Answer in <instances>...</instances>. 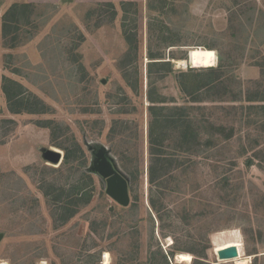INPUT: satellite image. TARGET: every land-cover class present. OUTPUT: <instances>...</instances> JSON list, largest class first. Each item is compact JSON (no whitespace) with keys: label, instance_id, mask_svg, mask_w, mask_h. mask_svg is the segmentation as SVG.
<instances>
[{"label":"rangeland","instance_id":"rangeland-1","mask_svg":"<svg viewBox=\"0 0 264 264\" xmlns=\"http://www.w3.org/2000/svg\"><path fill=\"white\" fill-rule=\"evenodd\" d=\"M212 65L192 102L178 75ZM262 96L264 0H0V264H264ZM151 100L203 130L170 128L154 185Z\"/></svg>","mask_w":264,"mask_h":264},{"label":"trees","instance_id":"trees-1","mask_svg":"<svg viewBox=\"0 0 264 264\" xmlns=\"http://www.w3.org/2000/svg\"><path fill=\"white\" fill-rule=\"evenodd\" d=\"M16 7V6H15ZM13 7V8H15ZM8 36V35H7ZM128 39V38H127ZM163 64L162 66L172 68V65L170 62H161ZM220 68V67H219ZM219 68H216L215 66H211L210 68H191L188 72H182L177 77V82L179 84L180 90L183 94L191 97L194 101V103H197L196 100L198 99L197 96L201 94V92L205 88L212 87L213 84H209V82H205L202 80L203 74H215L219 72ZM197 69V70H196ZM223 77H221L218 82H222ZM216 81V82H217ZM211 83V82H210ZM215 84V83H214ZM7 95L9 94L8 91H6ZM22 95H9L8 100L11 101V108L14 111V107H12L13 99L18 98ZM255 100H249V102H254ZM153 104L159 103L158 105H154L150 107V128H149V143H150V155L152 157L151 165L149 167V179L150 184L154 185L155 178H154V164L155 161H157L158 156H164L162 154V149L166 146L167 143L170 142L171 134H170V128L171 127H181V133H180V140L182 144H186L188 142L198 145L201 143V139L203 138V130L200 129L197 122H194L196 120L195 116L193 115L195 110L201 109V107H193V106H184V107H166L163 105L165 101H154L151 100ZM257 102H264V96L260 97ZM264 108V107H263ZM254 109V108H252ZM171 111H175L176 113L173 115H170L169 113ZM172 124L180 125L175 126ZM157 148V150H156ZM81 149V148H80ZM78 152V151H76ZM193 154V153H192ZM72 155L68 149H65V157H64V165H69L71 163ZM181 171L182 177H185V179L188 181L189 175H185L186 169L180 167H176L174 169V172ZM179 177V176H178ZM187 177V178H186ZM87 198V194H84V199ZM151 206L156 209L155 203L151 200ZM176 250H173L172 252L168 254H163L162 252V260L165 264H170L171 260L174 259L176 255ZM195 264H199V262L195 261Z\"/></svg>","mask_w":264,"mask_h":264},{"label":"water","instance_id":"water-1","mask_svg":"<svg viewBox=\"0 0 264 264\" xmlns=\"http://www.w3.org/2000/svg\"><path fill=\"white\" fill-rule=\"evenodd\" d=\"M45 158L54 165L62 163L64 159L62 153L56 151H48L45 155ZM100 169L104 177L112 181L115 185V190L112 194L113 199L118 202L121 206L128 207L130 205V198L126 190L123 189V187H121V185L116 181V171L113 169L111 162L107 160L104 161ZM215 253L219 261L236 260L240 257L239 248L235 245L225 247L223 249H220L218 252L215 251Z\"/></svg>","mask_w":264,"mask_h":264},{"label":"bare ground","instance_id":"bare-ground-1","mask_svg":"<svg viewBox=\"0 0 264 264\" xmlns=\"http://www.w3.org/2000/svg\"><path fill=\"white\" fill-rule=\"evenodd\" d=\"M189 59H190V55H189ZM179 64L181 65V66H186V62L185 61H180L179 62ZM235 246H237V245H235ZM229 247V246H228ZM238 247V246H237ZM225 248V247H224ZM223 249V248H222ZM220 250V249H219ZM218 250V251H219ZM217 251V252H218ZM178 259H180V260H182V261H191V255H189L188 253L187 254H184V253H181V254H178ZM109 258V256H108V254L106 255V259H108ZM110 259V258H109ZM240 260H242V259H240ZM240 260H238V261H240ZM245 260V259H244ZM108 261V260H107ZM243 264H247V262L246 261H243L242 262Z\"/></svg>","mask_w":264,"mask_h":264},{"label":"crops","instance_id":"crops-1","mask_svg":"<svg viewBox=\"0 0 264 264\" xmlns=\"http://www.w3.org/2000/svg\"><path fill=\"white\" fill-rule=\"evenodd\" d=\"M186 62V61H185ZM186 65H187V62H186Z\"/></svg>","mask_w":264,"mask_h":264}]
</instances>
